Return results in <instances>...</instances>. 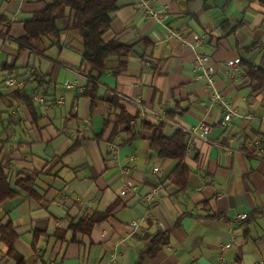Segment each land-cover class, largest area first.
Listing matches in <instances>:
<instances>
[{"label":"crops","instance_id":"crops-1","mask_svg":"<svg viewBox=\"0 0 264 264\" xmlns=\"http://www.w3.org/2000/svg\"><path fill=\"white\" fill-rule=\"evenodd\" d=\"M149 1L165 15L163 23L146 18L140 0H118L104 38L132 49L124 64L119 58L107 63L92 103L85 95L90 68L73 32L66 30L62 46L44 55L18 52L24 21L47 0H0V18L6 19L0 23V162L18 192L0 203V264H18L2 241L8 222L19 235L15 249L25 264H264V86L249 76L250 66L264 71V0ZM169 29L186 42L167 39ZM195 53L213 66L225 100L251 118L223 126V111L196 79ZM34 54L47 58L45 70L30 66ZM233 59L240 61L237 71L228 65ZM5 64L18 72L4 70ZM28 70L46 75L47 82L29 77L20 87L28 95L44 88L47 104L33 100L34 115L4 85L10 74L21 77ZM145 108L171 120L164 131L169 138L178 126H213L207 138L187 134L184 188L170 181L178 162L151 150L152 130L133 140L125 131L111 135L123 112L136 117L131 124L137 130L143 120L161 123ZM19 178L33 180L34 192L17 184ZM128 181L136 192L124 193ZM157 184L162 189L149 206L142 197ZM107 211L71 241L72 222ZM137 218L139 226L131 227ZM161 233L166 244L142 258Z\"/></svg>","mask_w":264,"mask_h":264},{"label":"trees","instance_id":"trees-1","mask_svg":"<svg viewBox=\"0 0 264 264\" xmlns=\"http://www.w3.org/2000/svg\"><path fill=\"white\" fill-rule=\"evenodd\" d=\"M118 8V0H47L46 7L34 12L31 19L24 21L25 35L17 38L15 41L19 45V54L25 51L38 52L44 55L53 46H62V34L64 31L75 32L82 43V59L83 64L89 68V84L85 95L92 97L94 102V93L101 77L107 71V63L112 58H119L124 64V58L131 52V46L119 39L105 40L104 35L111 28L113 21V13ZM67 19V26L63 27L60 22ZM6 19L0 18V23H5ZM49 42L48 45H45ZM44 44V46L42 45ZM4 70H12L18 72V69L8 64L3 66ZM249 76L258 80L260 86H264V71L253 66L249 67ZM29 81L36 82L39 85H46V75L35 72ZM10 97L17 98L22 101L30 112L34 115L35 108L33 97L22 93V88L14 89ZM2 97V96H1ZM136 117L123 112L118 119L114 121V127L111 135L125 131L132 138L131 140L142 137L143 130H152L153 135L150 138V148L159 157L171 159L178 162V165L170 175V181L184 188L190 168L186 164L187 154V134L181 130H177L172 137L164 134L166 123H152L149 120H143L140 124V130H137L132 124V120ZM110 124V123H109ZM130 140V141H131ZM27 192H34L33 180H22L19 178L17 184L21 185ZM18 192L12 187V183L8 173L0 162V203L13 199ZM109 211L104 213H93L83 216L77 222H72L68 228L73 233L71 241H77L78 235H84L89 232L95 224L104 220ZM250 216L244 219L246 222ZM180 224V220L177 225ZM2 241L7 245V255L17 260L18 264H25V259L15 249V243L18 239V233L11 222L1 227ZM166 233L153 240L152 245L143 251L142 258L154 256L155 253L166 244ZM37 240H35L36 244Z\"/></svg>","mask_w":264,"mask_h":264},{"label":"built area","instance_id":"built-area-1","mask_svg":"<svg viewBox=\"0 0 264 264\" xmlns=\"http://www.w3.org/2000/svg\"><path fill=\"white\" fill-rule=\"evenodd\" d=\"M140 8L143 10V14L146 18L155 20L157 22L163 23L165 21V15L157 10L154 6L151 5L149 0H140L138 3ZM167 39H178L182 42H186L184 37L180 35L176 30L169 29L167 34ZM193 63H194V70L196 73V79L202 80L205 84V87L207 90L211 93V101L212 104L218 105L221 110L223 111V120L222 124L223 126H229L232 121H234L237 118H244L249 119L251 118V115H242L236 108H234L228 101L225 100V97L223 93L218 90L216 87V80H215V72L213 69V66L208 62V59L200 54L195 53L193 56ZM228 65L232 68H234L236 71L239 70L240 61L238 59H233L228 61ZM34 74L33 70H28L23 76L19 77L13 74H10L5 82L4 85L7 89L14 90L20 87H23L27 83V78L31 77ZM76 82H72L71 84H68V86L75 85ZM45 90L41 86H36L31 91V96L33 97V100L36 101L38 104H47L46 97L44 95ZM64 98H60L57 100L58 105H63ZM147 109V108H145ZM150 113L156 115L161 122H169L172 124L171 120L168 119V117H162L157 112L147 109ZM178 129L183 131L186 134H198L199 136L203 138H207L209 134L213 131V126L207 122H200L197 126H195L192 130L189 128H185L182 126H178ZM161 172L160 170L155 171L156 175H159ZM162 189V185L157 184L155 185L149 192H147L143 197V201L151 206L153 202L155 201L156 197L158 196L159 192ZM138 190L137 185L133 182H127L125 185L124 193L126 192H136ZM247 217V214H242L240 216L241 220H244ZM141 222L140 218H137L133 220L130 223V226L133 228H137ZM229 247V245H228Z\"/></svg>","mask_w":264,"mask_h":264},{"label":"rangeland","instance_id":"rangeland-1","mask_svg":"<svg viewBox=\"0 0 264 264\" xmlns=\"http://www.w3.org/2000/svg\"><path fill=\"white\" fill-rule=\"evenodd\" d=\"M62 24L63 23L60 22V25H62ZM65 32L66 31L63 32L64 35H65ZM70 34H75V36H77L79 38L78 40H80V37L75 32L70 33ZM73 46H81V45H80V43H77V42L74 41L73 42ZM56 50H57V48H55L54 52H53V50L49 51V54L50 55H55V53H57ZM52 53H54V54H52ZM39 65H41L42 69L45 70L47 65H48V60H47V58H43V57H41V56H39L37 54H34L33 57H32L30 66H37L38 67Z\"/></svg>","mask_w":264,"mask_h":264},{"label":"water","instance_id":"water-1","mask_svg":"<svg viewBox=\"0 0 264 264\" xmlns=\"http://www.w3.org/2000/svg\"><path fill=\"white\" fill-rule=\"evenodd\" d=\"M200 264H211L210 262H207L206 260H204V259H201L200 260Z\"/></svg>","mask_w":264,"mask_h":264}]
</instances>
